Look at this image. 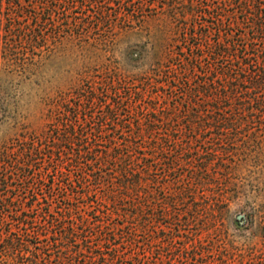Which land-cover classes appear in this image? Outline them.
Wrapping results in <instances>:
<instances>
[{"label": "rangeland", "instance_id": "obj_1", "mask_svg": "<svg viewBox=\"0 0 264 264\" xmlns=\"http://www.w3.org/2000/svg\"><path fill=\"white\" fill-rule=\"evenodd\" d=\"M246 5L0 0V264H264V118L217 108Z\"/></svg>", "mask_w": 264, "mask_h": 264}, {"label": "trees", "instance_id": "obj_2", "mask_svg": "<svg viewBox=\"0 0 264 264\" xmlns=\"http://www.w3.org/2000/svg\"><path fill=\"white\" fill-rule=\"evenodd\" d=\"M246 3V6L249 8L248 10H251L255 36H264V0H246ZM250 3H253V5ZM2 27L3 19L0 15V31ZM16 42L17 40L11 39V41L7 43L8 48L5 50L9 54L11 53L13 58H15L14 62L9 63L8 66L14 65L18 61L16 57L20 53L16 52L18 49ZM244 48L245 50L242 53L243 58L240 59V68L233 71L231 82H229V85L226 86V88L225 86L223 87L225 89H229L228 87H230V94L228 95L227 92V94L223 95V97H221L220 101L217 103L218 110L223 112L226 108L224 105L226 102L224 100L227 99L231 94H234L237 97L236 111L238 117H243V119L237 118L235 121H223L222 124H225L227 129H232L233 125H244L250 123L251 120H255L257 117L260 119L264 118V49L257 50L256 53H251V50L254 49H246V47ZM236 52H239L238 54L240 55L241 51L237 50ZM29 152L30 151H28V155ZM8 155L9 153L6 151L0 152V164H2L1 169L4 171L2 174L4 180H0V187H3L2 184H5L6 187L11 186L8 184L7 180H9L11 175H16L18 172H20V170L22 171L25 165L18 160L7 164L6 162L10 159ZM7 168L13 169L16 173L11 171L9 174V170L7 171Z\"/></svg>", "mask_w": 264, "mask_h": 264}]
</instances>
